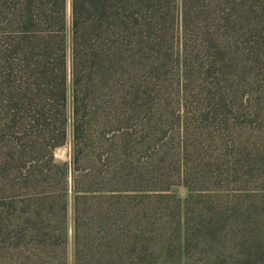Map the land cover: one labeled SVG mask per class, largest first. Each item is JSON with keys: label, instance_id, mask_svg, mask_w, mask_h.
I'll list each match as a JSON object with an SVG mask.
<instances>
[{"label": "trees", "instance_id": "1", "mask_svg": "<svg viewBox=\"0 0 264 264\" xmlns=\"http://www.w3.org/2000/svg\"><path fill=\"white\" fill-rule=\"evenodd\" d=\"M263 118L264 0H0V264H264Z\"/></svg>", "mask_w": 264, "mask_h": 264}, {"label": "rangeland", "instance_id": "2", "mask_svg": "<svg viewBox=\"0 0 264 264\" xmlns=\"http://www.w3.org/2000/svg\"><path fill=\"white\" fill-rule=\"evenodd\" d=\"M178 114L180 116H183V117L186 116V112L185 111H178L176 113V115H178ZM262 124L264 126V118H263ZM175 129H176L177 134L182 132V128L181 127H177ZM213 149H214V147H212V150ZM69 152H70V147H62V148H59L56 151V154L55 155H57V157H59V158H65L67 155H69ZM173 190L176 191L177 195L181 199L186 198L187 195H188V190H187V188L183 184L174 185L173 186ZM171 244H173V243H171ZM226 252H225V255H226ZM208 254H209V252L207 251V248L205 246V243H202L201 244V253H200L201 256L199 255V259H200L199 262H200V264H211V263H208L207 262ZM228 255L230 256V252H228Z\"/></svg>", "mask_w": 264, "mask_h": 264}]
</instances>
